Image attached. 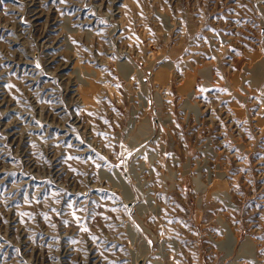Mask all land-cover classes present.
Masks as SVG:
<instances>
[{"label":"rangeland","instance_id":"rangeland-1","mask_svg":"<svg viewBox=\"0 0 264 264\" xmlns=\"http://www.w3.org/2000/svg\"><path fill=\"white\" fill-rule=\"evenodd\" d=\"M0 264H264V0H0Z\"/></svg>","mask_w":264,"mask_h":264}]
</instances>
